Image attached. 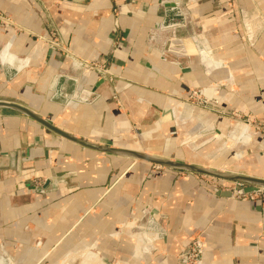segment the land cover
<instances>
[{
	"label": "crops",
	"instance_id": "1",
	"mask_svg": "<svg viewBox=\"0 0 264 264\" xmlns=\"http://www.w3.org/2000/svg\"><path fill=\"white\" fill-rule=\"evenodd\" d=\"M0 99L91 144L264 179V137L207 164L222 115L264 123V0H0ZM241 190L0 108V264H186L198 237L203 264H264V195L222 196Z\"/></svg>",
	"mask_w": 264,
	"mask_h": 264
},
{
	"label": "water",
	"instance_id": "2",
	"mask_svg": "<svg viewBox=\"0 0 264 264\" xmlns=\"http://www.w3.org/2000/svg\"><path fill=\"white\" fill-rule=\"evenodd\" d=\"M0 108L16 111L28 117L29 119L33 120L34 122H36L43 129L47 130L52 135L60 139H63L65 141H68L70 143L76 144L85 149H89V150L102 153V154L127 157L129 159L149 163L151 165H155V166L166 168V169H172V170L192 173V174H196V175H200L204 177H209V178L245 186L244 189L236 193L234 192L222 193V196L224 197H233V196L242 197V196L253 195V194H263L264 195V179L262 178L242 176V175H239L233 172H224V171H220V170H216V169H212L208 167H202V166H197L193 164L172 161V160L157 157L154 155H149V154L142 153V152H136V151L125 150V149H116L112 147L91 144L89 142L78 139L74 137L73 135H70L69 133L59 129L58 127L53 125L51 122L41 117L39 114H37L36 112L26 107L20 101H16L12 99H0ZM49 185L50 183L47 182L44 187L37 188V192L43 194L48 189Z\"/></svg>",
	"mask_w": 264,
	"mask_h": 264
},
{
	"label": "rangeland",
	"instance_id": "3",
	"mask_svg": "<svg viewBox=\"0 0 264 264\" xmlns=\"http://www.w3.org/2000/svg\"><path fill=\"white\" fill-rule=\"evenodd\" d=\"M196 98V100H192L190 103H194L195 105L199 106L200 108L206 110H211L214 108V103L215 102H206L205 100H202L201 97H193ZM217 105V103H215ZM225 119L227 118L229 120V127L227 130H225L222 133H218L221 135L223 138L221 140H214L217 144H215V150L210 155V160L207 161V164L209 165H214V162L217 163L218 160L226 158L228 156L231 157V153H235V149L237 147H241L244 149V151H247L248 149L252 148L253 143L256 141H261L262 138L264 137V123L260 122L256 119H252L250 117H244L239 114H225L222 115ZM231 125V126H230ZM214 138L217 139V134L213 135ZM238 144V145H236ZM227 172H236V169L233 165H231ZM213 179V178H211ZM216 180L219 183H223L228 186H233L237 187L238 189H244L245 186L231 183V182H226V181H221L217 179ZM123 229H118L121 233ZM122 235V233H121ZM90 252V251H89ZM8 259V258H7ZM8 260H12L11 258ZM79 260V259H78ZM91 260V264H95L96 260L90 258V257H85L82 259V262ZM81 261V260H80ZM95 261V262H93ZM73 262V261H72ZM72 262L70 264H72ZM93 262V263H92ZM11 262H7V264H10ZM44 264H49V263H44Z\"/></svg>",
	"mask_w": 264,
	"mask_h": 264
},
{
	"label": "built area",
	"instance_id": "4",
	"mask_svg": "<svg viewBox=\"0 0 264 264\" xmlns=\"http://www.w3.org/2000/svg\"><path fill=\"white\" fill-rule=\"evenodd\" d=\"M228 3H230L231 5H235L236 4V0H227ZM41 40H43L44 42H46L49 47L53 50H57V51H64L65 54L69 57V59L76 65L84 68V69H89V70H94V71H99L98 69H100L102 72H104L103 68L96 66L95 64L89 63L87 61L78 59L76 57H74L68 50H65L63 47V43L59 37V35L57 33H53L50 39H45L42 38ZM197 97V95L194 93L193 97ZM203 254H204V246H203V242L201 240V238H195L187 253L185 254V258H186V264H203Z\"/></svg>",
	"mask_w": 264,
	"mask_h": 264
}]
</instances>
